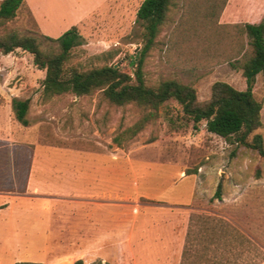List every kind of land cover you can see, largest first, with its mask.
Wrapping results in <instances>:
<instances>
[{
    "label": "rangeland",
    "instance_id": "1",
    "mask_svg": "<svg viewBox=\"0 0 264 264\" xmlns=\"http://www.w3.org/2000/svg\"><path fill=\"white\" fill-rule=\"evenodd\" d=\"M73 1L23 0L5 28L36 37L43 51H56V42L44 36L56 38L76 26L81 44L71 51L66 67L86 70L117 64L122 71L131 72L143 43V30L136 20L142 0H102L95 7L78 9L69 7ZM86 1L81 2L88 4ZM173 1L167 20L144 57L145 85L153 87L174 79L191 85L200 103L209 98L215 81L243 89L241 69L226 60L231 57L230 61L239 66L248 57L250 47L245 37H241L244 54L238 56L240 38L229 25L217 28L216 42L213 29L205 32L202 46L182 44L177 27L183 17V1ZM218 20L264 22V0H229ZM43 76L44 71L35 67L29 52L17 48L0 53V103L13 97L30 100L27 126L11 115L13 135L45 145L37 154L39 160L88 163L82 168L52 167L48 171L84 177L108 174L112 178L109 193L107 184L100 183L98 199L111 202L114 211H110L107 227L102 225L103 211H99L98 222L84 211L83 226L77 230L62 212H73L71 205L62 202V211H57L56 206L51 208L42 201L29 203L30 211L39 214L30 230L37 239L31 246L20 242L19 247L10 249L17 261L264 264V157L256 150L227 142L207 131L203 121L193 128L174 99L154 110L134 103L112 104L101 90L48 96L42 92ZM252 92L262 105L261 125L254 132L264 142L261 73L256 75ZM147 113L150 116L132 134L130 129ZM31 147H14L19 175L21 166L30 160ZM94 161L103 166L109 161L111 168L107 172L99 167L96 172L91 166ZM217 184L219 197L214 194ZM70 192L66 197L82 192L83 198H90V189ZM83 203L89 208L88 202ZM47 211L54 212V226L45 232L38 223L47 218ZM18 234L23 239L24 232Z\"/></svg>",
    "mask_w": 264,
    "mask_h": 264
},
{
    "label": "trees",
    "instance_id": "2",
    "mask_svg": "<svg viewBox=\"0 0 264 264\" xmlns=\"http://www.w3.org/2000/svg\"><path fill=\"white\" fill-rule=\"evenodd\" d=\"M22 1H0V53L8 54L17 48L29 52L35 67L44 71L41 79L44 95L52 96L64 92L83 95L94 90H101L102 95L112 104L134 103L154 110L164 101L174 99L181 106L183 115L192 123L193 128L203 121L207 131L222 137L229 143L254 149L264 157L263 139L259 133L254 132L261 125L262 105L252 92L258 73L263 76L264 86L263 21L221 23L218 18L227 0H182L183 17L179 20L177 27L179 42L201 45L205 32L210 30H215L216 42L219 39L217 28L229 25L236 29L240 38L237 56L244 54L241 37H245L246 44L250 47L248 57L239 66H235L230 61L231 57L226 60L233 68L241 69L245 87L237 89L227 82L215 81L211 85L209 98L200 103L191 85L174 79L162 80L153 87L144 83L142 69L144 57L154 45L160 27L167 20L168 13L174 4L173 0H142L140 2L136 10V20L143 30V43L139 58L131 72L122 71L119 66H114L115 64H104L86 70L66 67L71 51L81 44L76 26H71L56 38L44 36L56 42V51H43L39 40L32 35H21L15 30H7L5 28L7 21L15 16ZM208 25H212V28H207ZM10 105L14 118L21 125H27L29 99L13 97ZM149 116L150 113H147L140 119V122L130 129L131 133H135ZM219 192L220 184H217L215 197H219ZM14 264H42V262L16 261ZM74 264H80V260L74 261ZM93 264L108 263L95 260Z\"/></svg>",
    "mask_w": 264,
    "mask_h": 264
},
{
    "label": "crops",
    "instance_id": "3",
    "mask_svg": "<svg viewBox=\"0 0 264 264\" xmlns=\"http://www.w3.org/2000/svg\"><path fill=\"white\" fill-rule=\"evenodd\" d=\"M81 1L83 0H74L73 4H70L69 7L74 9L92 8L102 0H87L88 4H84ZM10 101L11 99L9 98L0 103V264H14L17 260L11 255L10 249L12 247H19L20 242L25 247L31 246L32 242L37 239L34 231L30 230L34 229V220L35 217H39V214L35 211H30L31 207L28 204L31 202L42 201L51 208L56 206L57 211H62V202H65L66 206L71 205V207H74L73 212L70 211L69 214L64 210L62 212H65V214L63 213L64 219H69L68 224L73 221L77 230L83 226L84 211H89L85 214H89L96 222L99 221V211H103L105 219H102V225L106 227L109 225L110 211H114L111 202L108 200L100 201L98 199L100 183L107 184L106 192L109 193L108 184L112 178L108 174L106 176L92 174L90 177H84L80 173H71L69 175L66 171L62 174L51 170L48 171L52 167L62 169L82 168L83 164L88 166V163L73 160L48 162L37 159L38 152L45 145L25 138L20 140V135H13V123L11 120L13 113ZM19 144H24L25 146L30 144L32 146L30 160L21 166L23 169L22 175L21 173L19 175L17 170L19 165H17L18 163L14 159V147ZM3 152H5V158ZM91 166H94L96 172H98L99 167L105 168L107 172L111 168L109 161L105 166L94 161L93 164L91 163ZM85 183L90 186H84ZM71 189L81 191L90 189V198H83L82 192L76 193V197L73 198L66 197L70 196ZM83 202H88L89 208H84ZM23 204L28 206L23 207ZM46 213L47 218L41 221L42 223H38L45 227V232H47L46 228H49L51 225L54 226L52 222L54 212L47 211ZM19 231L24 232L23 239H20ZM28 232H31V234L24 237ZM80 238H82L81 235ZM47 239L50 242L51 236H48ZM57 262L56 260H51L47 264H57Z\"/></svg>",
    "mask_w": 264,
    "mask_h": 264
},
{
    "label": "water",
    "instance_id": "4",
    "mask_svg": "<svg viewBox=\"0 0 264 264\" xmlns=\"http://www.w3.org/2000/svg\"><path fill=\"white\" fill-rule=\"evenodd\" d=\"M114 66H117V64H116V65H114Z\"/></svg>",
    "mask_w": 264,
    "mask_h": 264
}]
</instances>
